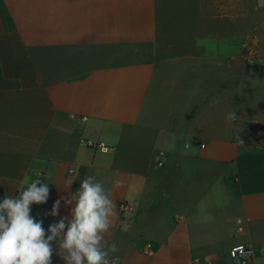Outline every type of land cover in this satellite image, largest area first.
Wrapping results in <instances>:
<instances>
[{"label":"crops","instance_id":"0c3cea01","mask_svg":"<svg viewBox=\"0 0 264 264\" xmlns=\"http://www.w3.org/2000/svg\"><path fill=\"white\" fill-rule=\"evenodd\" d=\"M248 1L0 0V201L48 183L31 206L47 229L95 176L121 264H232L233 246L264 248V146L235 142L241 123L264 129L237 106L241 82L264 95V75L245 72Z\"/></svg>","mask_w":264,"mask_h":264},{"label":"clouds","instance_id":"9594fccd","mask_svg":"<svg viewBox=\"0 0 264 264\" xmlns=\"http://www.w3.org/2000/svg\"><path fill=\"white\" fill-rule=\"evenodd\" d=\"M235 117L234 112L227 115L229 120ZM238 141L243 143L239 137ZM49 193V184L37 179L18 196L5 195L0 201V264H52L54 253L64 264H119V257L113 258L118 243L106 239L115 214L111 190L95 176L86 177L74 196L65 200L71 205L70 216L45 229L43 220L31 215V206L46 203ZM61 199L47 215H59Z\"/></svg>","mask_w":264,"mask_h":264},{"label":"rangeland","instance_id":"374dc122","mask_svg":"<svg viewBox=\"0 0 264 264\" xmlns=\"http://www.w3.org/2000/svg\"><path fill=\"white\" fill-rule=\"evenodd\" d=\"M247 18H250L249 26L253 30L244 41L246 43L243 52L246 63L245 72L264 75V0H249L245 5L241 6L239 20L243 21V19ZM245 34L246 31L241 32V41L244 40ZM256 45L260 48L259 51ZM242 86L241 82V99L239 104H237L240 112L249 116V111L253 109L255 112H251L250 116L255 113L264 114V95H256L252 89H244ZM251 141L264 146V129L255 128Z\"/></svg>","mask_w":264,"mask_h":264},{"label":"built area","instance_id":"2783aa9c","mask_svg":"<svg viewBox=\"0 0 264 264\" xmlns=\"http://www.w3.org/2000/svg\"><path fill=\"white\" fill-rule=\"evenodd\" d=\"M82 121L86 120V117L81 118ZM84 145L87 148L93 149L95 151L106 152L109 149V146L105 143L94 142L92 140L85 141ZM166 162V153L163 150H157L153 156V166L155 169H161L164 167ZM69 173L73 174L74 170H69ZM119 212H125L128 208L126 202L121 201L117 204ZM229 259L232 264H249L255 258H264V248L254 249L249 245L238 244L230 248L229 250ZM119 264L121 262L119 261ZM192 264H211L208 261L202 260L200 258H194Z\"/></svg>","mask_w":264,"mask_h":264},{"label":"trees","instance_id":"16d2710c","mask_svg":"<svg viewBox=\"0 0 264 264\" xmlns=\"http://www.w3.org/2000/svg\"><path fill=\"white\" fill-rule=\"evenodd\" d=\"M256 128V125L251 124V123H241L238 126L237 132L235 133V142L237 145L239 146H250V145H258L255 144L251 141L253 134H254V130ZM260 130H263L262 127H258ZM241 129H243V131H241ZM238 137L240 140L243 141V143H240L238 141Z\"/></svg>","mask_w":264,"mask_h":264}]
</instances>
